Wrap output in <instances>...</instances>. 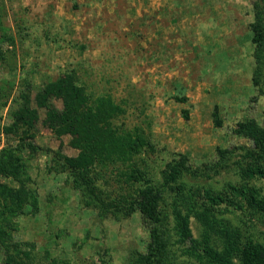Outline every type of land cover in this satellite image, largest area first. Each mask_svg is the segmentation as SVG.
Segmentation results:
<instances>
[{"label":"rangeland","instance_id":"374dc122","mask_svg":"<svg viewBox=\"0 0 264 264\" xmlns=\"http://www.w3.org/2000/svg\"><path fill=\"white\" fill-rule=\"evenodd\" d=\"M253 0H0V119L10 121L13 97L74 69L86 90L110 94L125 112L115 121L137 126L153 143L146 160L154 180L172 156L185 154L192 167L217 155L215 148L250 145L232 133L235 122H262L264 98L251 84L254 66ZM256 95V96H255ZM175 96H185L177 101ZM7 100V104L1 105ZM61 107L58 100H53ZM33 107L34 103L32 104ZM218 106L221 126L212 120ZM182 109H186L184 118ZM23 151L38 207L27 204L10 216L4 238L31 254L34 264H126L134 251L145 252L148 226L136 210L100 216L84 206L72 178L59 172L53 152L74 156L69 135L60 139L44 126V110ZM14 140L0 131V148ZM51 154H50V152ZM188 182L194 180L185 177ZM234 168H220L208 180L220 188L236 180ZM0 182L16 185L0 176ZM264 195V178L253 179ZM110 181L109 189L117 188ZM234 217L231 213L225 214ZM254 234L264 243V220ZM193 236L200 231L190 219ZM10 227V228H9ZM7 253L0 245V262ZM26 260V259H24Z\"/></svg>","mask_w":264,"mask_h":264},{"label":"trees","instance_id":"16d2710c","mask_svg":"<svg viewBox=\"0 0 264 264\" xmlns=\"http://www.w3.org/2000/svg\"><path fill=\"white\" fill-rule=\"evenodd\" d=\"M252 7L251 84L256 95L264 98V0H253ZM4 33L0 20V34L12 40ZM29 86L12 98L10 121L2 124L0 119V131L14 140L0 148V176L16 184L0 182V245L7 251L0 264H34L26 262L31 254L19 244L10 247L4 227L25 205L30 204L32 210L38 207L23 151L33 148L29 140L40 119L39 109L44 110V126L58 139L69 135L68 145L77 150L74 156L57 150L52 158L59 172L72 178L84 206L98 207L102 217L137 210L146 222V251H134L126 264H264V243L254 234V220H264V195L252 182L264 178V114L261 123L243 117L232 128L234 135L246 137L250 145L217 146V156L196 167L189 164L187 155L177 154L164 163L159 179L154 180L146 160V154L155 150L153 143L137 126L125 128L116 123L125 108L110 94L87 91L74 69L42 83L33 98ZM0 97L9 96L3 93ZM6 104L7 100L1 103ZM182 114L187 118L186 109ZM211 116L213 124L221 126L217 105ZM229 167L234 168L236 180H228L220 188L208 181L220 168ZM186 176L194 181L188 182ZM110 181L117 182V188L109 189ZM191 217L200 228L197 237L192 234Z\"/></svg>","mask_w":264,"mask_h":264}]
</instances>
